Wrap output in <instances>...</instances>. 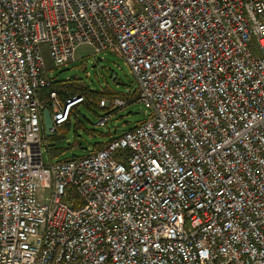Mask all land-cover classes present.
<instances>
[{
  "label": "built area",
  "instance_id": "built-area-1",
  "mask_svg": "<svg viewBox=\"0 0 264 264\" xmlns=\"http://www.w3.org/2000/svg\"><path fill=\"white\" fill-rule=\"evenodd\" d=\"M83 45L146 118L45 161L46 61ZM46 99L55 130L83 96ZM0 264H264V0H0Z\"/></svg>",
  "mask_w": 264,
  "mask_h": 264
},
{
  "label": "rangeland",
  "instance_id": "rangeland-1",
  "mask_svg": "<svg viewBox=\"0 0 264 264\" xmlns=\"http://www.w3.org/2000/svg\"><path fill=\"white\" fill-rule=\"evenodd\" d=\"M89 52V47L83 45L78 49L77 59L59 66L52 65L47 58L46 73L52 80L72 82L78 88L84 86L93 90L105 88L118 93L105 94L106 96L127 95L135 89L136 78L121 55L113 50L98 54ZM112 69L116 72V78L114 75L111 78L109 76ZM74 94L81 96L79 93H71ZM131 98L130 96V103L112 112L105 124H99V118L105 114V110L92 104L88 95H84V99L70 107V118L61 127L60 125L57 127H60L58 130L62 134L61 140L54 141L44 134L42 141L44 160L49 161L50 157L56 160L83 155L94 143L107 141L109 133L118 134L123 129L133 126L138 120L146 118L143 102ZM94 100L99 105V99Z\"/></svg>",
  "mask_w": 264,
  "mask_h": 264
},
{
  "label": "trees",
  "instance_id": "trees-1",
  "mask_svg": "<svg viewBox=\"0 0 264 264\" xmlns=\"http://www.w3.org/2000/svg\"><path fill=\"white\" fill-rule=\"evenodd\" d=\"M113 72H115V71L112 69L111 72L109 73L110 78L113 76ZM114 78H116V76ZM49 89H55L57 91L58 98L60 99V101L63 104L66 102V99H68V98L73 96V95H71V93H73V92L74 93H79L81 96H83V99H84V95H88V99L90 98V100H92L91 103L94 104V105H97L98 107H101L102 109H104L105 113H106L107 109H105L104 107L98 105V103H96L94 99H100L101 95H105V94H118L117 92H112V91H109V90H107L105 88L104 89H100V90L89 89L86 86H84L82 88H78V87H75L74 83H72V82L66 83V82H61V81H57V80H52L51 81V85H50ZM135 93H136V88L133 89L131 92L127 93L126 96H128V98H129V103H130V96L132 97L131 99L137 100V96H135L136 95ZM74 95H77V94H74ZM119 108H121V107L109 108L108 110L112 113V112L118 110ZM70 113L71 112L69 111L68 119L70 118ZM63 123L60 124V127L62 126ZM59 128H57L55 130L54 135L49 136L54 141H59V140L62 139V134L58 130ZM108 135H110L109 138L113 136L110 133ZM102 143H103V141H99V142L94 143V145H92L89 148H87V151L90 150V149L98 148Z\"/></svg>",
  "mask_w": 264,
  "mask_h": 264
},
{
  "label": "water",
  "instance_id": "water-1",
  "mask_svg": "<svg viewBox=\"0 0 264 264\" xmlns=\"http://www.w3.org/2000/svg\"><path fill=\"white\" fill-rule=\"evenodd\" d=\"M113 77H115L116 72H113ZM42 123H43V131L44 134L47 136L54 135L55 130L54 127V121L51 115V111L48 107H44L42 109Z\"/></svg>",
  "mask_w": 264,
  "mask_h": 264
},
{
  "label": "crops",
  "instance_id": "crops-1",
  "mask_svg": "<svg viewBox=\"0 0 264 264\" xmlns=\"http://www.w3.org/2000/svg\"><path fill=\"white\" fill-rule=\"evenodd\" d=\"M40 97L43 99V100H45V102H44V107H48L49 109H50V104H49V101L46 99V97H47V91L45 90V89H42L41 91H40ZM43 107V108H44ZM42 125H43V123H42ZM59 126V125H58ZM57 126V127H58ZM57 127H56V129H57ZM55 129V130H56Z\"/></svg>",
  "mask_w": 264,
  "mask_h": 264
},
{
  "label": "bare ground",
  "instance_id": "bare-ground-1",
  "mask_svg": "<svg viewBox=\"0 0 264 264\" xmlns=\"http://www.w3.org/2000/svg\"><path fill=\"white\" fill-rule=\"evenodd\" d=\"M45 90H49V89H45ZM137 94V93H136ZM137 98H138V95H137ZM49 101V100H48ZM78 103V102H77ZM56 129V128H55Z\"/></svg>",
  "mask_w": 264,
  "mask_h": 264
}]
</instances>
